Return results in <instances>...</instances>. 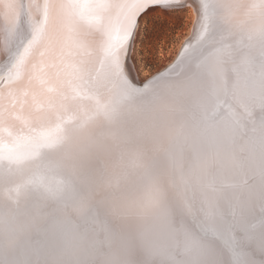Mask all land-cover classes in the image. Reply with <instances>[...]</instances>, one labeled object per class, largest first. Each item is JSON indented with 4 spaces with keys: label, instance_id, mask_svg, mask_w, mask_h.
Returning a JSON list of instances; mask_svg holds the SVG:
<instances>
[{
    "label": "snow or ice",
    "instance_id": "snow-or-ice-1",
    "mask_svg": "<svg viewBox=\"0 0 264 264\" xmlns=\"http://www.w3.org/2000/svg\"><path fill=\"white\" fill-rule=\"evenodd\" d=\"M189 2L0 0V264H264V0L128 65Z\"/></svg>",
    "mask_w": 264,
    "mask_h": 264
},
{
    "label": "rangeland",
    "instance_id": "rangeland-1",
    "mask_svg": "<svg viewBox=\"0 0 264 264\" xmlns=\"http://www.w3.org/2000/svg\"><path fill=\"white\" fill-rule=\"evenodd\" d=\"M191 18L189 8L185 7L167 12L158 9L141 20L139 35L131 51L141 79L174 59L181 39L188 33Z\"/></svg>",
    "mask_w": 264,
    "mask_h": 264
},
{
    "label": "bare ground",
    "instance_id": "bare-ground-1",
    "mask_svg": "<svg viewBox=\"0 0 264 264\" xmlns=\"http://www.w3.org/2000/svg\"><path fill=\"white\" fill-rule=\"evenodd\" d=\"M187 8H189V10H190V13H191V15H192V20H191V25H190V28H189V30H188V33H187V35H185L181 40V43H180V45H179V48H178V52L176 53V56L174 57V59L172 60V61H169L166 65H164L163 67H166V66H168V65H170V64H172L176 59H177V57H178V54H179V52L181 51V49H182V46L184 45V43H185V41L186 40H188V38L192 35V32H193V26H194V23H195V21H196V10H195V4H193L192 2H191V0H190V2L188 3V5H187ZM132 50H133V48H132ZM167 62V61H166ZM128 65L132 68V76L134 77V79H135V81L136 82H140V81H143L146 77H148V76H146L144 79H141L140 77H139V75L137 74L138 72H137V69H136V66H135V64L133 63V60H132V56H131V53H130V56H129V59H128ZM163 67H161L160 69H162ZM160 69H158V70H160Z\"/></svg>",
    "mask_w": 264,
    "mask_h": 264
}]
</instances>
